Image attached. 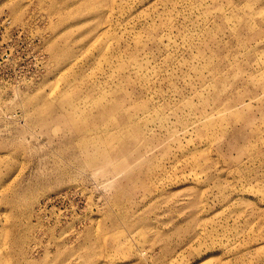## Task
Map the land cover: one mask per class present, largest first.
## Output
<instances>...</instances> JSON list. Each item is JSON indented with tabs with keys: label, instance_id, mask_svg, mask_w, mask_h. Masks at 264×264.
Segmentation results:
<instances>
[{
	"label": "rangeland",
	"instance_id": "obj_1",
	"mask_svg": "<svg viewBox=\"0 0 264 264\" xmlns=\"http://www.w3.org/2000/svg\"><path fill=\"white\" fill-rule=\"evenodd\" d=\"M0 264H264V0H0Z\"/></svg>",
	"mask_w": 264,
	"mask_h": 264
}]
</instances>
